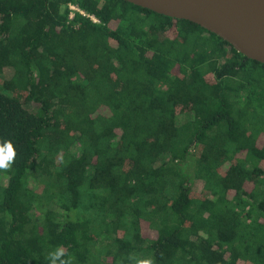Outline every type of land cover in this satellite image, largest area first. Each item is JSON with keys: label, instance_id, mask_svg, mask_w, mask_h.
Returning <instances> with one entry per match:
<instances>
[{"label": "trees", "instance_id": "trees-1", "mask_svg": "<svg viewBox=\"0 0 264 264\" xmlns=\"http://www.w3.org/2000/svg\"><path fill=\"white\" fill-rule=\"evenodd\" d=\"M6 141L0 264H264V64L194 22L0 0Z\"/></svg>", "mask_w": 264, "mask_h": 264}, {"label": "water", "instance_id": "water-1", "mask_svg": "<svg viewBox=\"0 0 264 264\" xmlns=\"http://www.w3.org/2000/svg\"><path fill=\"white\" fill-rule=\"evenodd\" d=\"M194 22L264 64V0H125Z\"/></svg>", "mask_w": 264, "mask_h": 264}, {"label": "clouds", "instance_id": "clouds-1", "mask_svg": "<svg viewBox=\"0 0 264 264\" xmlns=\"http://www.w3.org/2000/svg\"><path fill=\"white\" fill-rule=\"evenodd\" d=\"M16 151L13 144L6 141L0 144V171H8L15 162ZM46 259L49 264H74L75 257L66 252L63 247H57L49 252ZM129 260H134L135 264H155L154 258L138 259L132 256Z\"/></svg>", "mask_w": 264, "mask_h": 264}, {"label": "rangeland", "instance_id": "rangeland-1", "mask_svg": "<svg viewBox=\"0 0 264 264\" xmlns=\"http://www.w3.org/2000/svg\"><path fill=\"white\" fill-rule=\"evenodd\" d=\"M11 70L9 69V68H6L5 70H4V72H3V76H8V75H11ZM32 106V108L35 110V112L38 110V105L36 104V103H34V104H32L31 105ZM185 116L184 115H182V116H179V119H178V122L180 123V122H182V121H184L185 120ZM7 178H5L4 179V183H7ZM30 185H31V187H34L35 186V183L34 182H32V184L30 183ZM203 186H204V182L202 181V180H195L194 181V184H193V189L195 190V191H198V192H200V191H202V189H203ZM52 207L53 208H56V206L55 205H52ZM35 214H37V215H39L37 212H35Z\"/></svg>", "mask_w": 264, "mask_h": 264}, {"label": "built area", "instance_id": "built-area-1", "mask_svg": "<svg viewBox=\"0 0 264 264\" xmlns=\"http://www.w3.org/2000/svg\"><path fill=\"white\" fill-rule=\"evenodd\" d=\"M68 7H69V15H68L69 21H73L76 14L79 13L85 17H89L95 23H100V20L95 15L87 13L79 6L78 3H70Z\"/></svg>", "mask_w": 264, "mask_h": 264}]
</instances>
